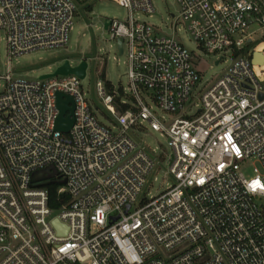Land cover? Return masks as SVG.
Segmentation results:
<instances>
[{"label":"built area","instance_id":"built-area-1","mask_svg":"<svg viewBox=\"0 0 264 264\" xmlns=\"http://www.w3.org/2000/svg\"><path fill=\"white\" fill-rule=\"evenodd\" d=\"M91 1L0 0V264H264V0H174L171 28L182 24L215 64L231 59L209 80L174 34L134 17L151 16L152 0H110L127 11L106 21L110 40L122 39L129 106L117 110L116 90L98 81L106 123L82 83L88 66L84 79L34 81L10 66L65 48L78 5ZM59 92L74 101L66 134L55 130ZM147 130L167 140L171 181L150 197L160 162L135 136ZM247 160L260 165L252 178ZM49 167L70 197L57 212L31 181Z\"/></svg>","mask_w":264,"mask_h":264},{"label":"rangeland","instance_id":"rangeland-1","mask_svg":"<svg viewBox=\"0 0 264 264\" xmlns=\"http://www.w3.org/2000/svg\"><path fill=\"white\" fill-rule=\"evenodd\" d=\"M152 4L155 12L151 16L139 13L135 14L134 17L156 27L163 34H174L176 39L189 52L199 56L198 69L203 73L206 80L212 77L215 78L223 69L230 65L231 59L228 56L218 64H215L220 56L204 54L185 31L182 24H177L175 29L171 28L173 22L171 15L175 17L178 15L174 0H152ZM88 6L91 8L90 11L86 8ZM126 18L127 11L110 0H94L87 3V5L79 4L67 46L63 49L38 50L12 59L10 66L13 75L15 78L34 81L38 80L42 75L53 73L65 60H69L72 66H76L81 60H86L88 63L87 76L82 83L84 88L88 90L87 96L93 101L94 105H96L97 101L95 86L98 81H102L100 77L102 69H104L105 79L112 84L115 90L121 87L126 91L127 66L125 54H118L116 42L110 40L108 31L104 29L106 20L116 19L124 21ZM6 63L5 38L4 34L0 32V70L2 73L6 70ZM194 103L198 105L197 100H194ZM96 107L99 120L106 123L107 121L100 117V113H104V109L102 106L96 105ZM194 109H198V106ZM135 136L141 139L143 144L154 150L159 158L160 168L150 175L147 181L149 189L148 187L145 188L147 197L154 196L164 191L171 183L170 180L165 179L164 174L168 165L167 154L169 153V148L167 140L165 137L160 136L159 133L151 130ZM254 167L260 169V165L254 161H244L241 164L243 175L246 178L254 177Z\"/></svg>","mask_w":264,"mask_h":264},{"label":"water","instance_id":"water-1","mask_svg":"<svg viewBox=\"0 0 264 264\" xmlns=\"http://www.w3.org/2000/svg\"><path fill=\"white\" fill-rule=\"evenodd\" d=\"M109 23L104 22V29L107 30ZM122 39L118 38L116 40V47L118 54H122L121 48ZM260 55H255L258 58ZM88 64L86 60H81L76 66L71 67L68 60H65L61 65H59L55 71L51 74L42 75L40 79H47L56 76H67L73 74L80 79H84L85 71ZM56 106L58 109V116L55 121V130L61 133H68L73 125V111H74V101L73 99L63 93L56 94ZM56 177V172L52 167L44 169L42 171H37L32 174L31 181L35 183L36 187H46L53 182V178ZM65 180L59 182V185H64ZM53 225L61 232L62 227L57 221L53 222Z\"/></svg>","mask_w":264,"mask_h":264},{"label":"trees","instance_id":"trees-1","mask_svg":"<svg viewBox=\"0 0 264 264\" xmlns=\"http://www.w3.org/2000/svg\"><path fill=\"white\" fill-rule=\"evenodd\" d=\"M90 11V6L86 7ZM100 77L102 78V81L104 82L107 90L109 93H112L114 88L112 87V84L105 79V73L104 69L100 72ZM116 96H115V103H116V109L119 111H124L126 108H128V103H120V100L123 97V89L121 87H118L116 90ZM61 185H59L58 181H54L50 183L48 186H46L47 194H48V200L47 205L48 208L53 211L57 212L61 210L64 206H66L70 202V197L67 193H59L58 190L60 189Z\"/></svg>","mask_w":264,"mask_h":264}]
</instances>
